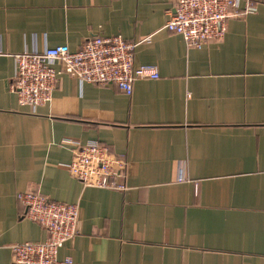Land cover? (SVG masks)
<instances>
[{
	"label": "crops",
	"instance_id": "crops-1",
	"mask_svg": "<svg viewBox=\"0 0 264 264\" xmlns=\"http://www.w3.org/2000/svg\"><path fill=\"white\" fill-rule=\"evenodd\" d=\"M175 0H0V264L46 230L18 200L78 204L75 264H264V0L201 48L165 27ZM244 5V4H243ZM121 35L139 44L131 95L62 74L52 100L22 106L16 54ZM58 69L59 66L57 67ZM97 142L128 188L85 186L71 142Z\"/></svg>",
	"mask_w": 264,
	"mask_h": 264
},
{
	"label": "built area",
	"instance_id": "built-area-1",
	"mask_svg": "<svg viewBox=\"0 0 264 264\" xmlns=\"http://www.w3.org/2000/svg\"><path fill=\"white\" fill-rule=\"evenodd\" d=\"M175 2L166 29L182 36L189 46L201 48L209 40H222L228 21L253 12L259 0ZM150 39L132 43L121 35L91 36L74 52L67 46H58L43 52L16 54L15 74L9 88L18 95L22 106L33 109L52 100L62 74L81 82L115 85L131 95L137 80L159 78L156 68L136 66L134 61L136 47ZM71 144L75 149L71 172L85 186L121 192L128 188L124 164L101 156L99 143L72 141ZM18 200L26 208L27 219L42 226L47 236L41 243L24 242L12 246L14 264H75L69 257L60 260L59 250L79 234L80 206L53 202L36 192L21 193Z\"/></svg>",
	"mask_w": 264,
	"mask_h": 264
}]
</instances>
